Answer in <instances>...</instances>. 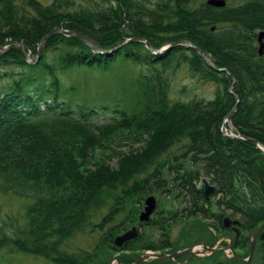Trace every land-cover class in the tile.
<instances>
[{
	"label": "trees",
	"instance_id": "obj_1",
	"mask_svg": "<svg viewBox=\"0 0 264 264\" xmlns=\"http://www.w3.org/2000/svg\"><path fill=\"white\" fill-rule=\"evenodd\" d=\"M55 27L86 34L102 49L130 37L145 38L154 48L185 39L234 78L181 45L156 56L142 42H129L99 54L77 36L55 33L33 61L9 46L0 53V65L12 61L26 70L0 89V193L31 202L24 226L18 225V234L8 233L0 247L13 246L47 259V264H81V255L62 250V245L104 211L103 190L118 185L122 192L157 188L165 184L164 167L172 174L169 188L189 196L186 210L191 214L211 213L222 227L221 214L211 212V196H216L220 209L251 219L248 227L264 220V151L248 139L264 145V51L259 54L257 41L258 31L264 30V0L225 5L208 0H0V46L22 43L35 57L39 41ZM141 48L143 54L135 50ZM140 56L149 71L126 82L104 80L116 91L102 99L88 94L87 86L100 87L104 81L88 83L86 74L103 78L108 69L123 62L133 65ZM184 62L193 73L217 82L212 99L183 101L173 95L164 74ZM233 79L239 101L231 121L246 138L222 130L236 103L229 91ZM152 124L145 146L123 155L117 169L101 163L91 167L90 156L108 138L124 128ZM176 143L181 150L175 152L171 148ZM187 162L200 166L188 167ZM201 174L214 186L210 198L203 184L196 186ZM166 221L154 220L153 226L164 228ZM128 225H111L106 240L114 244L116 233ZM160 241L163 248H172L167 237ZM232 241L236 248L238 242ZM148 247L156 248L147 244L143 249Z\"/></svg>",
	"mask_w": 264,
	"mask_h": 264
},
{
	"label": "rangeland",
	"instance_id": "obj_2",
	"mask_svg": "<svg viewBox=\"0 0 264 264\" xmlns=\"http://www.w3.org/2000/svg\"><path fill=\"white\" fill-rule=\"evenodd\" d=\"M82 1L85 2V0ZM147 1L154 2L155 0ZM229 1L230 0H224V5ZM233 1L238 2L239 0H231L232 3ZM135 50H140L141 54L144 52L142 48ZM154 55L157 56L160 54ZM144 58L145 57L140 56L139 61L134 62L133 65L123 62L113 67V69H108L103 75V78H100L98 73L86 74L88 76L87 82L94 83L97 79H102L101 83L104 80H107L109 83L112 82L114 78H117V81L126 82L132 78L140 77L143 72L149 71V68L145 66ZM25 70V66H20L19 63L12 61L8 65H0V73L4 74H0V89L2 85L6 86L14 82L13 80L16 78L17 74ZM164 77L167 78L169 88L173 95L176 94V97L183 101L199 98L212 99L218 88L215 80L202 78L193 73L190 68L186 66L185 62L177 68L169 70L164 74ZM79 80L84 82L83 74ZM105 81L103 84H98L100 87L94 88V85L87 86V88H91L88 94L93 96L96 95L97 98L101 96V99L102 97L112 95L114 93L113 90L116 91V89H112L111 83L107 85ZM75 85L81 86L83 84L80 81H75ZM120 85L122 86V84ZM136 127L137 126H132L121 129L119 133L108 138L101 148L95 149L89 158L91 167L101 163L115 170L118 168V163L123 155L127 154L130 150H138L145 146L154 130V124L143 127L144 129H137ZM224 130L234 133L237 132L233 123L231 127L227 125ZM171 150L175 152L180 151L181 146L179 143H176L172 146ZM186 164L188 167L192 166L194 168L200 166V163L190 165L191 163L187 162ZM166 172V167H164L163 174L165 175L166 181L164 185L161 184L157 188L150 189L149 187L147 189L146 187L141 191L140 189H132L131 191L122 192V186L118 185L115 188L109 186L107 190H103L102 200L105 206H102L101 209L105 207L104 211H101V215L95 217L88 227L82 229L77 232L75 236L68 239L66 242L67 244L64 243L62 245V250L70 254L81 255V264L264 263V227L262 228L263 230L261 229L263 231L261 235H259V232L255 238L253 251L250 254L253 233L259 225L264 223V220L258 223L259 225L253 224L251 227H248L251 219L248 221V219L246 220L240 214L233 213L230 210L220 209V207L214 203L216 196H214V198L211 196V212L221 214V218L228 216L231 220L229 227H221L220 223L215 219L216 216H213L211 213L206 215H201L200 213L191 214L186 210V206L188 205L187 198L189 196L186 195L185 191H177L178 189L175 186L172 187V189L169 188V186H171L170 180L172 174H166ZM203 178H206V181L214 190V186L210 184L207 177L202 174L196 186L203 184ZM151 182H149L150 185H152ZM212 193L213 191L206 195L204 192V195L206 198H210ZM140 194L143 195L140 197ZM148 195L155 197V208L151 212L148 220L141 222L139 221V215L144 210L145 199ZM116 200H119V204L115 207L114 203ZM30 202V198L20 197L13 193H0L1 241L2 239L8 238V233H11V231L18 234V230H15L20 228H17L18 225L24 226L26 209ZM110 205H112V211H110ZM108 212L111 213V215L108 216L105 223L101 225L102 217L107 215ZM163 218L167 220L164 222V228L153 226L154 220L161 221ZM122 221H126L129 225L127 228H121L114 236V239L119 234L131 228H136L139 236H137L138 238L135 239L130 246H128V244L123 246L126 241L118 246L114 242H112L114 244H111L106 240L108 228ZM233 221H236V223ZM21 231L22 230H20V232ZM165 237L171 241L170 244H172V248H163L162 245L159 244L161 242L160 240ZM232 237L238 242L236 248L233 247ZM147 244H153L156 248L148 247L143 249ZM115 247H120V249H115ZM188 247L192 248L182 252ZM152 252L156 254H168V256L144 257L146 254ZM171 254L175 255L171 256ZM141 258L143 259L140 260ZM47 262H49L47 259L37 255L15 251L13 246L11 249L9 245L0 247V264H47Z\"/></svg>",
	"mask_w": 264,
	"mask_h": 264
},
{
	"label": "water",
	"instance_id": "obj_3",
	"mask_svg": "<svg viewBox=\"0 0 264 264\" xmlns=\"http://www.w3.org/2000/svg\"><path fill=\"white\" fill-rule=\"evenodd\" d=\"M209 3H212V4H216V5H224V0H208ZM55 33H61V34H64V35H67V36H77L79 38H81L85 43H87L94 52L96 53H99V54H110L116 50H118L120 47H122L123 45L127 44L128 42H142L144 43V45L146 46V48H148L153 54H164L167 50L171 49L172 47H174L175 45H183L185 47H191L193 49H195L205 60L206 62L212 66L213 68H215L216 70H224L226 72H228L230 74V72L225 69V68H220V67H217L210 59L209 56H207L201 49H199L197 46H195L192 42L190 41H177V42H174V43H169V44H165L163 45L162 47L160 48H154L153 46H151L149 44V42L145 39V38H142V37H133V38H127L126 40H124L122 43L114 46V47H111V48H108V49H102L98 43L93 39L91 38L90 36H87L81 32H77V31H74V30H67V29H62V28H59V27H56V28H53L52 30H50L49 32H47L42 38L41 40L39 41L38 43V56L35 58L37 59L39 57V54L45 44V40L52 34H55ZM257 41H258V52L259 54L263 53L264 51V30H260L258 31L257 33ZM15 47V48H19L20 50H22V52L24 53L25 57L27 59H32L31 57V52L30 50L23 44L21 43H12V44H7V45H2L0 46V51H4L7 47ZM230 76L232 78H234L231 74ZM234 87V79H233V83L231 85V88ZM236 100L238 101V98L236 97ZM237 108V103L234 105V107L226 114L225 118H224V121H223V125H222V130L225 129V127L228 125L229 127L232 126V123H231V116L233 114V112L236 110ZM231 133V136L233 137H242V138H246L238 133H234V132H230ZM252 141L256 144V146H258L259 148H261L263 151H264V145H262L260 142H258L257 140L255 139H252ZM204 182V192L206 195H208L210 192L213 191V187L210 186L208 184V182L204 179L203 180ZM155 208V197H153L152 195H149L146 197L145 199V207H144V210L141 212V214L139 215V220L140 221H144V220H148L151 212L153 211V209ZM237 221V220H236ZM236 221H233L234 223H236ZM231 220L229 218H225L224 219V224L225 226H229L231 223ZM264 227V223L259 225L256 230L254 231L253 233V237L251 238V246H250V254L251 252L253 251V246H254V242H255V238L257 237V235L259 234V232L261 231V229ZM136 233H137V230L136 228H131L130 230H127L126 232H123L122 234H119L118 236L115 237L114 239V243L116 245H120L122 242L128 240V239H131L133 237L136 236ZM192 247H188V248H185L182 252L188 250V249H191ZM209 249H212V248H209ZM177 254V253H176ZM175 254H171V256H173ZM156 256H162V257H166L168 256V254H156V253H150V254H146L144 257H156ZM143 258H141L140 260H142Z\"/></svg>",
	"mask_w": 264,
	"mask_h": 264
},
{
	"label": "bare ground",
	"instance_id": "obj_4",
	"mask_svg": "<svg viewBox=\"0 0 264 264\" xmlns=\"http://www.w3.org/2000/svg\"><path fill=\"white\" fill-rule=\"evenodd\" d=\"M130 38H133V37H130ZM128 43H129V42H128ZM161 47H162V46H161ZM150 52H151V51H150ZM151 53H152V52H151ZM207 56H209V55H207ZM209 57H210V56H209ZM210 59H211V57H210ZM211 61H212V59H211ZM212 62H213V61H212ZM211 67H212V66H211ZM214 69H215V68H214ZM215 70H216V69H215ZM219 71H221V70H219ZM223 71H224V70H223ZM233 88H234V87H233ZM233 88H231V86H230V89H229V91L232 92V93H233ZM233 94H234V93H233ZM234 97H235V100H236L237 95L234 94ZM237 98H238V97H237ZM238 101H239V99H238ZM238 101L236 100L237 106H238ZM236 103H235V104H236ZM233 107H234V106H233ZM233 107H232V108H233ZM232 108H231V109H232ZM240 135H241V134H240ZM248 139L252 140L253 138H248ZM255 140H256V139H255ZM257 141H258V140H257ZM258 142H259V141H258ZM203 180H204V178L202 179V182H203ZM205 180H206V178H205ZM203 187H204V182H203ZM226 217L228 218V216H225V217L222 219V222H223V226L227 228V227H229V226H225V224H224V219H225Z\"/></svg>",
	"mask_w": 264,
	"mask_h": 264
}]
</instances>
